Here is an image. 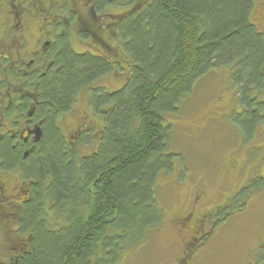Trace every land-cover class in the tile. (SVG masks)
<instances>
[{
    "label": "trees",
    "instance_id": "16d2710c",
    "mask_svg": "<svg viewBox=\"0 0 264 264\" xmlns=\"http://www.w3.org/2000/svg\"><path fill=\"white\" fill-rule=\"evenodd\" d=\"M97 1L102 27L113 24L106 30L115 33L113 49L121 50L127 67L107 51L77 53L61 39L53 70L40 79L36 115L45 130L38 147L24 158L9 143L0 146L7 169L19 165L29 196L9 231L16 234L9 264H115L129 235L144 241L162 215L155 208L156 182L176 157L166 116L216 69L229 70L244 106L242 126L251 132L259 120L249 99L264 87L255 0ZM116 7L123 9L120 18L102 17ZM119 65L129 72L121 88H94ZM84 91L86 108L103 125L98 133L82 132L70 149L56 122L76 115Z\"/></svg>",
    "mask_w": 264,
    "mask_h": 264
},
{
    "label": "rangeland",
    "instance_id": "374dc122",
    "mask_svg": "<svg viewBox=\"0 0 264 264\" xmlns=\"http://www.w3.org/2000/svg\"><path fill=\"white\" fill-rule=\"evenodd\" d=\"M78 2L79 6L85 7L82 6L83 2L80 0ZM112 10L118 15L123 12V9L118 7ZM82 13L87 14L86 9H82ZM0 19H4V15L0 14ZM103 35L109 37L108 32ZM87 36L88 38L78 35L73 47L78 52L90 50L98 53L100 43L93 40V36L90 37L89 34ZM112 37L108 41L115 45L117 39ZM94 42L97 45L91 46ZM115 49L118 55H115L114 51L112 53L108 51L107 55L127 67L121 50L117 47ZM102 51L106 53L105 50ZM120 65L98 80L97 87L94 88L103 87L109 90L120 88L126 81L125 75L129 73ZM229 78L228 68L216 69L200 79L177 110L166 116V122L171 128L170 149L176 157H173L172 170L164 173L156 182L155 198L158 206L155 205V208L157 207L160 213L162 211V215L153 227L148 228L144 241L140 240L138 234L128 236L123 245L124 247L128 244L126 246L128 249L121 253L115 264H176L182 248L177 219L183 212L194 211V216L199 220L207 212L223 208L229 197L243 183L247 173L260 171L261 167L263 175L254 181V185L257 187L264 185V162H260V145L263 146L264 154V122L256 132V142L251 141L252 139L245 140L247 138L245 130L237 123L240 115L233 110L238 107L239 101L235 96L236 89ZM85 91L81 95L77 111H74L76 115L87 113L84 97L88 93ZM261 91L262 93L257 95L264 99V87ZM250 96L252 103L258 100V97L254 99V93ZM70 115L68 120L64 122L63 119V122L67 127V122L71 121L72 126L68 129L73 130L76 122ZM253 145L257 147H252ZM257 149L258 158L256 155L251 157L250 154L255 153ZM91 150L93 148L87 152ZM9 183V187L12 188L15 182ZM250 193L247 209L243 208L241 203L240 210L236 206L230 211L234 213L230 214L233 217L228 220V214L222 210L219 214L222 225L215 229V234L203 246H200V250L196 249L197 253L191 264L237 263L243 245L253 235L258 225L259 227L262 225L260 221L264 212V189L260 188ZM204 220L206 225L203 230L208 232L211 217L205 216ZM11 227L9 223H4L0 216V260L5 262L10 255L9 251H12L10 244L15 240V234L9 233Z\"/></svg>",
    "mask_w": 264,
    "mask_h": 264
},
{
    "label": "flooded vegetation",
    "instance_id": "af4514ba",
    "mask_svg": "<svg viewBox=\"0 0 264 264\" xmlns=\"http://www.w3.org/2000/svg\"><path fill=\"white\" fill-rule=\"evenodd\" d=\"M80 1L85 7L79 6L78 0H74V3L72 0H0V14L4 15V19H0V146L5 142L9 143L13 150L20 149L24 158L35 151L44 135V119L36 115V109L39 105L40 79L53 70L55 53L60 48L58 46L61 44V39L68 40L71 48L77 53L89 52L100 55L102 50L111 53L114 51L115 45L110 44L108 39L115 33L112 34L106 30L113 24L103 23L102 27L100 16L97 13L98 1ZM105 3L107 7H113L107 1ZM82 9H86L87 14H83ZM102 17L104 19H117L120 18V15L106 11ZM253 17V24L264 34V0H255ZM36 25L37 27H35ZM103 30L105 33L108 31L109 37L103 35ZM87 34L90 37L93 36V40L100 43L101 47H99L100 50H97L98 53L90 50L78 52L73 47L78 35L88 38ZM97 43L94 42L91 46L97 45ZM260 73L262 85H264V65L261 67ZM113 91L110 90L109 92ZM255 92H253L255 95L253 97L254 99L258 97V100L256 99L252 103L251 112L258 113L259 120L254 124L251 132L242 126L241 119L237 122L245 130V137H247L245 140L252 139L251 141L256 140V132L260 129L261 123L264 122V99ZM89 107H87L88 110L85 115H70L76 122L73 130L68 129L72 126L71 121L67 122V127L65 123L64 125L60 124L59 120L56 122V126L62 129L64 141L68 143L70 149L76 148V142L81 140L82 132L93 131L98 133L102 128V119ZM238 107L234 109L237 111L234 113L241 116L244 112V106H240L238 102ZM252 147L256 148L257 145ZM262 147L260 145L261 163L264 162ZM258 149L255 153L249 152L251 153L250 156L256 155L258 158ZM14 166L13 169L8 170L4 165L2 156L0 157V216L2 220L4 219V223H9L12 228L17 226L14 220L17 217V210L22 208V203L26 202L29 197L24 196L27 185L23 173L18 164H14ZM262 168L255 173H247L243 183L229 197L223 208L213 210L214 213L213 211L207 212L199 220L196 219L194 211L191 210L183 212L178 217L177 224L180 229L178 233L181 236L180 246L182 248L181 256L178 257L176 264H191L194 255L201 249L200 246H203L215 234V229L222 225L223 222L219 221L221 219L219 214L222 210L226 215L228 214V220L233 217L230 214L234 212L231 213L230 211L236 206L240 210L242 203L243 208H248L250 192L260 188L264 189V186L257 187L254 185V181L258 180L261 174L263 175L261 173ZM10 181L15 182L12 188L9 187ZM27 192L31 194V188ZM205 216L211 217L208 232L203 230L206 225L204 223ZM260 222L262 225L260 227L258 225L253 235L248 238L247 245L240 251L236 264H264V212H262ZM10 255L6 262L0 260V264H9Z\"/></svg>",
    "mask_w": 264,
    "mask_h": 264
}]
</instances>
